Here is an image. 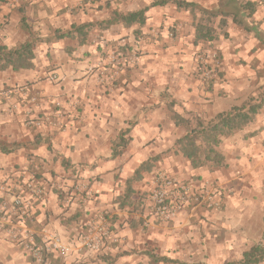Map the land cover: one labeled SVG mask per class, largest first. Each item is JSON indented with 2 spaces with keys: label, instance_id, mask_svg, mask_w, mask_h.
I'll return each mask as SVG.
<instances>
[{
  "label": "crops",
  "instance_id": "1",
  "mask_svg": "<svg viewBox=\"0 0 264 264\" xmlns=\"http://www.w3.org/2000/svg\"><path fill=\"white\" fill-rule=\"evenodd\" d=\"M209 1L207 9L214 10L226 8L231 0L216 6ZM252 1L253 15L247 18L237 8L241 22L229 16L227 36L212 42H197L190 19H180L188 11L169 3L150 7L142 33L163 23L180 22L176 27H184L175 36L169 32L170 26L162 31L159 41L134 33L136 26H124L126 34L121 35V24H114L93 31L84 45L71 38L40 42L33 68L0 71V90L16 88L11 97L0 101V199L13 201L21 196L31 200L25 226L38 240L52 234L45 232L50 226L63 233V241L72 251L65 257L52 255V264H107L109 257L115 258L113 264H225L241 258L262 240L264 108L244 129L224 138L221 151L226 165L213 169L193 168L175 148V140L186 129L172 118L173 111L190 118L213 117L264 90V18L256 19L261 14V0ZM151 2L0 0V32L15 29L29 37L20 22L24 14L33 31L46 38L55 29L107 19L112 10H121L125 4L137 10ZM42 11L48 13L47 18L40 16ZM106 11L104 18L95 15L103 16ZM81 14L85 19H80ZM57 18L62 19L54 25ZM109 32L115 39L106 38ZM61 41L64 45L54 51ZM41 44L47 45V50L40 49L38 60ZM124 46L129 52L142 49L138 66L130 67L129 56L117 53ZM83 48L87 51L82 56L74 55ZM200 52L210 57L216 53L221 61L218 76L209 82H204L198 71L196 54ZM108 59L115 69L124 61L128 65L122 73H103ZM53 74L58 78L55 81L50 78ZM31 95L38 96V101ZM28 115L42 118L44 125L27 126ZM125 129L129 141L121 148L114 142ZM145 149L147 159L157 155L160 159L151 170L133 179L135 170L147 160L143 158ZM109 164L113 167H106ZM159 172L198 189H215L221 209L184 207L170 221L154 218L148 196ZM27 183L44 187L45 195L36 199ZM129 187L134 190L131 199L120 202ZM53 206L63 210L55 221ZM73 206L75 210L70 211ZM40 216L45 220L37 223ZM102 219L110 225L116 241L105 238L99 249H89L83 238ZM0 264L35 261L8 231L0 230Z\"/></svg>",
  "mask_w": 264,
  "mask_h": 264
},
{
  "label": "trees",
  "instance_id": "2",
  "mask_svg": "<svg viewBox=\"0 0 264 264\" xmlns=\"http://www.w3.org/2000/svg\"><path fill=\"white\" fill-rule=\"evenodd\" d=\"M175 3L193 15L192 25L195 30L197 42H212L220 36L228 34V17L234 15V20L240 23L238 10L240 8L247 18L255 11V3L252 0H231L224 9H207L196 2L188 0H152L149 6L132 11L112 10L107 19L85 23H75L67 30L55 29L50 37H40L33 31L32 25L25 15L21 17V25L29 31V38L22 44L17 45L12 51H7L6 46L0 47V71L6 69L20 70L35 66L36 47L40 42H54L62 38L77 40L80 45L90 42L91 33L95 30L110 29L114 24H123L125 27L136 26L134 33H139L146 25L148 10L154 6H164ZM128 54L130 48H122ZM119 53V52H118ZM264 108V90L257 96H249L240 104H236L217 113L213 117L202 116L184 117L173 111L174 122L186 129L184 135L175 140V148L179 150L191 163L193 168L206 167L209 169L226 165V158L221 151V145L225 137L244 129L255 120ZM128 129L121 131L114 142L118 147H124L129 141ZM160 159V155L150 157L143 161L135 170L133 179H137L145 171L153 168ZM134 190L129 187L121 198L122 203L129 202ZM131 203V202H130ZM132 204V203H131ZM114 257L108 258L107 264H113ZM264 261V233L262 240L247 249L243 256L237 260L225 264H259Z\"/></svg>",
  "mask_w": 264,
  "mask_h": 264
},
{
  "label": "built area",
  "instance_id": "3",
  "mask_svg": "<svg viewBox=\"0 0 264 264\" xmlns=\"http://www.w3.org/2000/svg\"><path fill=\"white\" fill-rule=\"evenodd\" d=\"M218 54L213 53L210 57L207 55H198L201 63V76L204 81L213 80L217 76V68L220 67L221 61L217 57ZM139 60L137 56L131 57V62ZM121 68V66H120ZM120 68L114 70L119 73ZM51 80H57L55 74L50 76ZM16 88H5L0 90V101L11 97ZM20 91V89H18ZM18 91V92H19ZM33 101H38V96L31 95ZM45 121L40 117L26 118V125L29 127H41ZM26 188L30 190L32 196L41 199L45 195V188L33 183H27ZM197 188L192 183L180 181L178 178L167 172H159L154 179V187L149 196L148 203L154 218L164 221L172 220L177 213L184 207L195 210L198 207H206V209L220 210L222 207L221 200L217 196V191L212 188ZM78 189L77 186H75ZM62 189H60L61 192ZM61 195L66 196L65 191ZM31 200H25L21 196H16L13 201L0 199V230H6L10 237L23 245L24 249L29 252L30 256L36 262L37 255L42 257L41 264H48L51 256L57 254L61 257L67 256L72 251V246L57 236H51L50 240H38L26 225L27 209L30 207ZM29 218V217H28ZM31 219V218H30ZM22 234V235H21ZM112 230L106 220L102 219L99 223L94 224L91 230L83 238V245L89 249H99L105 238H112L116 241V237L112 236ZM55 241V242H53ZM56 243L61 244V248H57ZM95 246V247H93Z\"/></svg>",
  "mask_w": 264,
  "mask_h": 264
},
{
  "label": "clouds",
  "instance_id": "4",
  "mask_svg": "<svg viewBox=\"0 0 264 264\" xmlns=\"http://www.w3.org/2000/svg\"><path fill=\"white\" fill-rule=\"evenodd\" d=\"M36 0H33V3H35ZM49 7H57V5L55 4H49L48 5ZM63 6V5H61ZM72 6H75V3H73ZM143 4H137L136 7H142ZM43 7V5H42ZM114 7H119V5H114ZM132 7L128 6L127 4L124 5V7L121 8V11H132ZM29 15H31V12L28 13ZM96 16H99L100 18H104L105 16L108 15V12L106 11L103 16H101V14L99 13H96L95 14ZM40 16L42 18H47L48 17V13L45 12V11H42L40 12ZM87 18H91V17H87ZM261 18H264V0H261V14L258 15L256 17L257 20L261 19ZM59 19H62V18H57V20H53V24L55 25ZM72 19H76V17H73ZM80 19H85V17H83V15L81 14L80 15ZM72 21L69 20V24L71 23ZM249 23H251L252 21L249 20L248 21ZM121 27V35H124L126 34L124 32V26L123 24L121 23L120 25ZM261 30L264 31V25L261 26ZM29 37L26 36V35H23V34H20L18 30H12V31H8V30H5L4 32H0V47H4L6 46V50L7 51H12L13 49H15L17 47V45L19 44H22L26 39H28ZM106 38L107 39H115V37L111 36L110 32L109 33H106ZM64 41H61L60 44H56L54 45V48L53 50H59L63 45H64ZM43 48L45 50H47V45H44V44H41L38 48H37V59L40 60L41 59V53H40V49ZM87 51V48H83V49H80L77 53H75L74 55L76 56H82L83 52ZM111 59V57H110ZM39 66V65H38ZM35 75V73H34ZM125 111H127V109H125ZM132 117V113H129V116H128V119H131ZM264 135V134H262ZM145 156L143 157L144 159H147V154H148V150L145 149ZM41 154H43V150H41ZM106 167L108 168H111L113 167L112 164H109L107 165ZM84 175H87V173H85ZM69 205L68 204H65V207L67 208ZM75 210V207L73 206V208L70 210V211H74ZM63 210L60 209V208H56L53 206V212L56 214L55 216H53V221H55L56 217L59 216V214L62 212ZM70 213H65V216L69 215ZM65 216H61L60 219L61 220H64L65 219ZM45 220V217L44 216H40V217H37L36 218V222L38 223L39 221H44ZM33 231H35V227L33 228ZM45 232H51L53 236H57L59 237L61 240L63 239V233L61 231H58V230H53V227L50 226L48 229H45ZM22 235V234H21ZM51 239V236L47 237L46 239V242L47 240H50ZM110 239H112L110 237ZM55 242V241H53ZM56 246L57 248H61V244L60 243H56ZM130 246V245H129ZM95 247V246H93ZM105 252L108 251V249H104ZM237 258H240L239 256H237ZM41 261H42V257H40L39 255H37V259H36V262L35 264H41ZM48 264H51V261H48Z\"/></svg>",
  "mask_w": 264,
  "mask_h": 264
},
{
  "label": "rangeland",
  "instance_id": "5",
  "mask_svg": "<svg viewBox=\"0 0 264 264\" xmlns=\"http://www.w3.org/2000/svg\"><path fill=\"white\" fill-rule=\"evenodd\" d=\"M98 1H101V0H92V2H98ZM196 3H198L200 6H202V7H204V8H208V7H210V5L209 4H207L208 2L209 3H211V1H209V0H205V1H199V2H197L196 0H194ZM208 1V2H207ZM212 1H214V5L213 6H216V5H220V4H222V0H212ZM121 2V1H120ZM187 18H189L190 19V24L192 25V21H193V15L190 13V12H187V13H183L182 14V17L180 18V19H182V20H184V19H187ZM189 19H188V21H189ZM179 20V19H178ZM180 21V20H179ZM179 25V24H181L182 25V23H174V24H168V23H163V25L161 26V27H157V28H152V27H150V28H152L151 29V31H150V33L148 34V33H142V31L143 30H141L140 32H139V34L140 35H144L145 37L148 35V37L150 38V40H157V41H159V39L162 37V31L163 30H165L166 28H168L169 26H170V28H169V32L170 33H172L173 35L175 34V32L179 29H181L182 27H184V25L183 26H181V28H177L176 27V25ZM178 30V31H179ZM188 30L189 31H191V28L190 27H188ZM188 31V32H189ZM172 34H170V35H172ZM175 36V35H174ZM119 52V54H120V56L121 57H125V56H129L128 57V61L131 63L130 65V67H136V66H138L139 64H140V58H141V55H142V49H140V48H135L133 51H131V52H128V54H125L126 52L124 51H122V49H120V51H118ZM117 52V53H118ZM199 54H202V55H207V53H205V52H200V53H197L196 54V60H197V62H198V64H199V66H198V71H199V73H202V71H201V63L199 62V60H198V55ZM132 55L133 56H137L138 58H139V60H137V61H135V62H131V57H132ZM217 57L219 58V56L217 55ZM220 59V58H219ZM121 65H119V64H117L118 65V68H120V66H121V68H120V70H119V73H122L123 71H124V69H125V67L128 65V64H125V61L124 62H121L120 63ZM117 65H116V67H117ZM114 70H115V68H114V66H112V64H111V62H110V60L108 59L107 60V64H106V67H105V71L103 72V73H114ZM217 76H218V72H219V68H217ZM203 80V79H202ZM204 81V80H203ZM204 82H209V81H204ZM61 188L59 187V190H60ZM204 208H206V207H204ZM213 210V209H212Z\"/></svg>",
  "mask_w": 264,
  "mask_h": 264
}]
</instances>
